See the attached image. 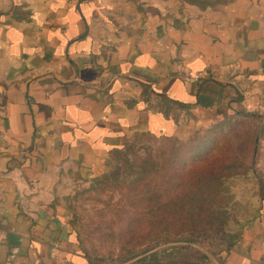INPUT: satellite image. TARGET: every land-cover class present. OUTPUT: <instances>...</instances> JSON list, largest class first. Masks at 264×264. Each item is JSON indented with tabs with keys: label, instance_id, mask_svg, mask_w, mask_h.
<instances>
[{
	"label": "crops",
	"instance_id": "obj_1",
	"mask_svg": "<svg viewBox=\"0 0 264 264\" xmlns=\"http://www.w3.org/2000/svg\"><path fill=\"white\" fill-rule=\"evenodd\" d=\"M264 0H0V264H90L57 190L109 172L137 137L260 129ZM215 264H264L258 217Z\"/></svg>",
	"mask_w": 264,
	"mask_h": 264
},
{
	"label": "rangeland",
	"instance_id": "obj_2",
	"mask_svg": "<svg viewBox=\"0 0 264 264\" xmlns=\"http://www.w3.org/2000/svg\"><path fill=\"white\" fill-rule=\"evenodd\" d=\"M225 1L218 0L217 3ZM220 134H223L220 147L226 152L229 163L244 169L250 168L254 161L258 169L260 129L257 120L250 117L236 118L224 124ZM205 135V132H201L187 140L139 137L116 157L112 169L104 176L85 183L71 180L62 185L57 190V203L67 210L74 233L78 235L76 240L81 252L87 253L96 264H132L137 256L152 247L154 249L149 252L169 247L171 243L152 246L146 242V207L140 204L135 192L140 184L138 176L145 170L155 175L158 173L156 169L163 168L164 171L158 173L166 175L162 187L167 193L163 194V201L171 200L168 184L172 182V172L166 162L175 149L182 153L198 150L199 142ZM193 155L188 156L187 161L191 165L188 167L204 163L205 154L201 161ZM250 180L253 186L237 192V198L242 197L243 203L255 200L253 198L258 192L256 180L249 177ZM231 218L242 221L248 218L244 204L231 212ZM227 243L229 239L224 237L214 241L213 247L208 246L214 255L210 264L218 262L227 252Z\"/></svg>",
	"mask_w": 264,
	"mask_h": 264
},
{
	"label": "trees",
	"instance_id": "obj_3",
	"mask_svg": "<svg viewBox=\"0 0 264 264\" xmlns=\"http://www.w3.org/2000/svg\"><path fill=\"white\" fill-rule=\"evenodd\" d=\"M178 1L203 10L219 4L218 0ZM241 117L249 116L240 115L236 118ZM234 119L211 125L199 142L198 150L182 153L175 149L171 153L166 162V166L172 172V182L168 184L171 200L163 201V194L167 193L162 187L166 175L158 174L164 171L163 168L156 169L158 173L155 175L145 170L138 176L140 184L135 192L140 204L146 207L145 213L148 219L146 242L152 246L171 244L169 247L152 252L149 251L154 249L153 247L148 249L137 256L132 264H210L214 255L208 246L213 247L214 241L226 237L229 243L226 244L225 249L230 250L238 242L242 231L258 217L264 200V181L259 170L255 168V162L253 161L250 168L243 169L234 163H229L226 152L220 147L223 135L220 131L224 128V124ZM144 137L151 136L144 135ZM136 139L128 143L116 157ZM190 154L198 157L199 161L205 154V159L202 161L204 163L193 168L188 167L191 166L187 161ZM249 177L256 180L258 192L253 198L255 200L243 203L242 197L237 198V192L253 186L251 180L248 181ZM242 204L248 218L245 221L232 219L231 212ZM69 223L75 231L70 219ZM77 237L76 234V239ZM84 255L90 264H96L87 253Z\"/></svg>",
	"mask_w": 264,
	"mask_h": 264
},
{
	"label": "built area",
	"instance_id": "obj_4",
	"mask_svg": "<svg viewBox=\"0 0 264 264\" xmlns=\"http://www.w3.org/2000/svg\"><path fill=\"white\" fill-rule=\"evenodd\" d=\"M260 111H264V106L259 108Z\"/></svg>",
	"mask_w": 264,
	"mask_h": 264
}]
</instances>
